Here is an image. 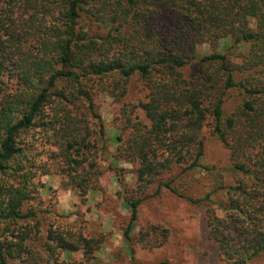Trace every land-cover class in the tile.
<instances>
[{
    "label": "trees",
    "instance_id": "trees-1",
    "mask_svg": "<svg viewBox=\"0 0 264 264\" xmlns=\"http://www.w3.org/2000/svg\"><path fill=\"white\" fill-rule=\"evenodd\" d=\"M225 40L229 50L249 44L241 64L225 52L196 53L203 43ZM257 68L264 69V0H0V75L13 80L8 85L0 79V264H50L74 250L83 256L71 264H95L102 237L41 229L38 212L50 211L40 208L34 178L49 168L36 161L34 141L41 137L53 147L57 171L80 194L94 191L106 147L91 83L110 79L105 91L118 100L133 76L144 97L120 110L124 120L113 159L135 165L136 189L144 196L126 199L123 239L131 241L144 197L162 190L183 196L173 180H160L162 174L176 165L215 168L201 162L208 127L239 178L233 184L219 180L201 198L186 199L205 204L207 238L226 264L260 257L264 85H247L233 74ZM232 88L242 98L225 116ZM220 191L228 198L213 202ZM167 237L166 227L147 224L136 241L159 247Z\"/></svg>",
    "mask_w": 264,
    "mask_h": 264
},
{
    "label": "rangeland",
    "instance_id": "rangeland-1",
    "mask_svg": "<svg viewBox=\"0 0 264 264\" xmlns=\"http://www.w3.org/2000/svg\"><path fill=\"white\" fill-rule=\"evenodd\" d=\"M229 44L230 40L217 44L203 43L196 48V53L201 57L213 52H225L233 64H241V55L248 50L249 44H241L231 50L228 49ZM233 74L236 81L245 82L247 85H264V69L244 72L235 70ZM1 78L8 85L13 83L6 76L0 75ZM91 84L95 108L104 129L106 149L99 160L103 173L94 191L80 194L57 171V160L51 155L53 147L41 137L35 140L36 150L39 152L36 161L49 168L47 174L38 173L34 178L37 196L41 200L40 208L50 211L38 212L41 229L45 231L50 225L58 234L66 235L70 230L89 237H102V246L94 253L95 264H131L132 261L136 264H155L160 261H168L170 264H226L216 255L211 241L207 238L205 204L193 203L186 198H201L219 180L224 184L236 182L239 174L231 171L227 150L211 135L210 129L205 127L202 133L204 154L201 162L215 168L210 172L202 168L186 170L185 165H176L162 174L160 180H173V186L183 196L162 190L159 195L144 197L137 208L131 241L126 242L122 236V230L129 218L126 199L144 194H139L136 189L135 165L113 159L117 147L114 137L117 127L124 120L120 110L137 103L144 97V92L138 76H133L128 81L126 94L118 100L105 91L110 85V79L105 78ZM241 98L240 89L229 90L223 104L225 116L234 110ZM137 114L145 122L143 113L137 110ZM154 187H150L147 193H151ZM211 197L216 203L228 198L224 191ZM147 224H160L168 229L167 240L161 246L149 247L136 241L138 230ZM82 256L81 250L61 252L50 264H71ZM12 264L31 263L14 261ZM249 264H264V253Z\"/></svg>",
    "mask_w": 264,
    "mask_h": 264
}]
</instances>
